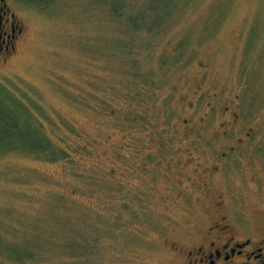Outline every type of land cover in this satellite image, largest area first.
Returning <instances> with one entry per match:
<instances>
[{
    "label": "rangeland",
    "instance_id": "rangeland-1",
    "mask_svg": "<svg viewBox=\"0 0 264 264\" xmlns=\"http://www.w3.org/2000/svg\"><path fill=\"white\" fill-rule=\"evenodd\" d=\"M128 2L18 0L0 91L65 154H0V264H184L219 211L264 220V0Z\"/></svg>",
    "mask_w": 264,
    "mask_h": 264
},
{
    "label": "flooded vegetation",
    "instance_id": "flooded-vegetation-1",
    "mask_svg": "<svg viewBox=\"0 0 264 264\" xmlns=\"http://www.w3.org/2000/svg\"><path fill=\"white\" fill-rule=\"evenodd\" d=\"M17 4L0 0V65L12 59L23 40L25 22ZM191 243L188 249L177 248L184 264H264V220L245 221L236 213L219 211L195 231Z\"/></svg>",
    "mask_w": 264,
    "mask_h": 264
},
{
    "label": "trees",
    "instance_id": "trees-1",
    "mask_svg": "<svg viewBox=\"0 0 264 264\" xmlns=\"http://www.w3.org/2000/svg\"><path fill=\"white\" fill-rule=\"evenodd\" d=\"M121 1L122 3L115 10L118 15L117 18L121 15L125 17L131 13V4L128 0ZM49 2L45 1L46 4ZM151 14H154L155 27L158 26L157 28H159L163 22L157 17L161 16L160 10L155 9ZM153 27L148 25L145 17H142L134 29L152 31L151 28ZM33 118V112L17 96L6 90L0 91V154L16 149L37 154L41 152L52 154V158L57 154H65L64 149L55 147L43 134Z\"/></svg>",
    "mask_w": 264,
    "mask_h": 264
}]
</instances>
